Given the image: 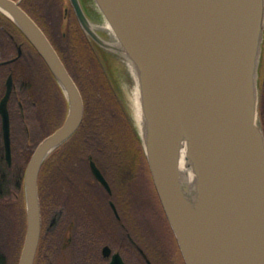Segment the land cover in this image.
<instances>
[{"label":"water","instance_id":"water-1","mask_svg":"<svg viewBox=\"0 0 264 264\" xmlns=\"http://www.w3.org/2000/svg\"><path fill=\"white\" fill-rule=\"evenodd\" d=\"M71 1L85 32L110 48L81 1ZM95 1L139 71L145 116L140 139L186 264H264V130L257 88L264 0ZM20 3L0 0V11L35 47L68 101L64 123L41 141L25 171L26 233L18 264H35L41 168L78 131L85 103L56 47ZM67 21L66 10L64 35ZM11 93L12 77L0 108L8 157ZM184 143L194 187L180 175ZM91 168L111 191L92 155ZM119 259L115 255L112 264Z\"/></svg>","mask_w":264,"mask_h":264},{"label":"flooded vegetation","instance_id":"flooded-vegetation-1","mask_svg":"<svg viewBox=\"0 0 264 264\" xmlns=\"http://www.w3.org/2000/svg\"><path fill=\"white\" fill-rule=\"evenodd\" d=\"M80 1L95 24L90 10ZM20 4L45 31L33 10L23 0ZM45 8L44 15L53 18L54 26L62 18L59 21L62 29L66 10L70 18L73 11L76 13L71 0H48ZM96 29L102 32L100 26L96 25ZM10 77L9 157L4 115L0 110V254L7 263L13 264L17 252L10 248L12 244L4 234L7 222L16 228L22 216L20 201L22 197L25 201L23 185L27 165L41 141L63 124L68 111L58 81L44 59L22 30L0 12V108ZM261 109H264V87ZM262 126L264 129V116ZM64 148L61 146L52 154L57 168L44 174L42 168L39 175L42 227L35 264H60L54 260V253L61 249L67 252L70 264H112L115 255L120 256L116 264H186L158 193L148 197L147 203L143 202L159 206V210L149 209L151 222L144 224L137 216L139 208H135L131 195L129 201L126 196L123 198L121 185L110 176L105 162H98L95 153L88 149L86 154H76L79 160L76 161L74 148H66L67 161L60 162ZM91 155L110 183L111 191L95 177ZM88 187L107 204V214L103 217L95 212ZM123 199L125 208L120 205ZM23 211L26 216V207Z\"/></svg>","mask_w":264,"mask_h":264},{"label":"trees","instance_id":"trees-1","mask_svg":"<svg viewBox=\"0 0 264 264\" xmlns=\"http://www.w3.org/2000/svg\"><path fill=\"white\" fill-rule=\"evenodd\" d=\"M47 1L23 0V3L30 11L33 10L34 16L45 20L46 26L43 27L52 28L51 34V30L47 34L53 40L52 42L68 70L76 80L85 102V115L80 128L63 145L65 150L57 152L60 153L62 151L61 155H64V158H60V162L67 161L65 156L68 153V148H74L75 155L86 154L85 151L88 149V151L95 153L94 155L98 157V162L100 163H104L105 160L111 161L110 157H108L110 155L115 165L112 170L121 171L122 182L120 185L123 195H131L133 192L139 193V186L132 187V182L137 181L135 175L138 171L141 158L146 162L147 158L137 131H135L128 119L123 115L120 102L110 86L108 76L104 72L91 41L85 34L76 13L73 11L71 18L68 16L65 26L66 35H64V30H61L59 23L62 18L60 17L56 26H54L53 18L44 15ZM1 16L7 18L2 14ZM74 25H76L75 28ZM59 88L61 90V87ZM61 94H63L62 90ZM62 96L67 104L66 97ZM114 107L117 110L115 113ZM262 116H264V109L262 110ZM54 159L55 156L52 155L46 160L43 165L42 174L46 172L52 173L57 168L55 166L56 160ZM76 161H79L77 155ZM131 187L134 189L131 190ZM20 203L22 216L20 215L17 227L15 228L8 222V227L4 234V238L12 244L10 248L12 250L15 248L17 252L13 264H18L19 262L26 233V216L23 211L25 209V201L23 197ZM11 218L13 219V217ZM6 252L8 253V251ZM0 264H10L4 260L2 254H0Z\"/></svg>","mask_w":264,"mask_h":264},{"label":"rangeland","instance_id":"rangeland-1","mask_svg":"<svg viewBox=\"0 0 264 264\" xmlns=\"http://www.w3.org/2000/svg\"><path fill=\"white\" fill-rule=\"evenodd\" d=\"M83 1L86 5V8L89 9L90 13L93 15L92 16L93 19L96 20L95 21L96 24H98L100 26V30L103 31V36L107 40H111L112 38H110V36H108V34L109 33L111 34L112 30L103 26V22H102L103 16H102V13L95 8V4H96L95 0H83ZM37 20L40 22V24L42 26H46L45 20L43 18L39 17V18H37ZM70 26H71V23H70ZM75 26L76 25H74V28H75ZM45 30H46V32H49V30H51L50 34L52 32V28H45ZM61 30H62V28H61ZM91 44H92V47L94 48V50H95V52H96V54L100 60V63L103 67L104 72L108 76L110 86H111L112 90L114 91V93L116 94L118 101L120 102L119 104L123 110V115L128 119V121L134 127V129L136 131L135 124L133 122V119L131 118V106L132 105H131V101H130V97H129V93H128V88L130 85L129 83L132 80L130 77L128 65L126 63L127 59H126L125 54L120 50H112V49H109L106 47H104L105 48L104 49L102 45H100L99 43H97L93 39L91 41ZM263 46H264V41L262 42V49H263ZM262 49H261L260 62H259V68H258V76H257V88H258L259 97L261 96L260 94H261V91L264 87V49H263V53H262ZM59 90H60V88H59ZM61 90H62V88H61ZM61 90H60V92H61ZM62 92H63V90H62ZM62 95L65 96L64 92ZM115 111L117 112L116 108L114 107V113H115ZM64 114H65V112H64ZM62 116H63V114H62ZM260 117H261V121H262V109L261 108H260ZM115 119H117V118H115ZM53 128H55V126ZM108 157H110L111 161L105 160V163H106V167H107L108 171L110 172V176L112 178L116 179L115 181L117 183L121 184V182H122L121 171L116 170L117 171L116 172V171L112 170L115 165L113 164L112 156L109 155ZM118 172H119V174H118ZM135 176H136L135 178L137 179L138 182L133 181L132 187L135 188V187L139 186V189H138L139 193L133 192L131 194V200L134 203L135 208H136V206H137V208H139L138 209L139 214L137 215L138 218L141 220V222L146 224V222H151L150 218H149V216H150L149 215V209L159 210V206L157 204H150L149 206L147 204H143V202L147 203L146 200L148 201V197L154 196V194H157V191L155 189L154 180H153V176H152L149 164L145 160H143L142 158H141L140 164L138 166V171H137ZM132 187H131V190L134 189ZM88 188L90 190H88L87 193H89L91 195L92 204L96 207L95 212L98 214V217H100V216L103 217L104 215L107 214V204L105 203V201L103 199L98 198L96 196V192L92 191L93 189L91 187H88ZM121 192H122V190H121ZM139 194H141V195H139ZM125 196H126V199L129 201V199H130L129 195L125 194V195H123V198ZM125 204H126V201H125V199H123V201L120 202V205H122L125 208ZM142 204H143V206H142ZM135 210H137V209H135ZM7 224H8V222H7ZM154 231H155V233L158 232L157 227H154ZM54 260H56L60 264H70V262H71L70 260H68L67 252H65L62 249L60 251H56L54 253Z\"/></svg>","mask_w":264,"mask_h":264},{"label":"bare ground","instance_id":"bare-ground-1","mask_svg":"<svg viewBox=\"0 0 264 264\" xmlns=\"http://www.w3.org/2000/svg\"><path fill=\"white\" fill-rule=\"evenodd\" d=\"M95 8L101 12L99 6L95 4ZM102 22L103 26L109 28L113 31L111 28V25L109 21L104 17L102 14ZM111 31V34L109 33L108 36L112 38L111 40H108V44L110 45L109 49L112 50H122L123 53L126 56V53L124 52L123 46L120 43V41L116 38V36L113 34L114 32ZM115 36V37H114ZM126 63L129 68V73L131 77V82L129 83L128 93L131 101V118L133 119V122L135 124L136 129L138 132H144L145 127V116L143 112L142 107V99H141V86H140V77H139V71L130 58L126 56ZM180 175L183 181H188L190 183V186L194 187L196 182V174L194 171V167L192 165L191 159L188 155V145L187 143H184L181 149L180 153Z\"/></svg>","mask_w":264,"mask_h":264}]
</instances>
